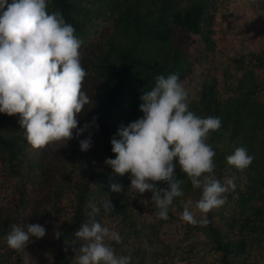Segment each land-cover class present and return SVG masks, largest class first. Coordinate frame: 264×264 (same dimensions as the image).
Listing matches in <instances>:
<instances>
[{
    "label": "trees",
    "instance_id": "1",
    "mask_svg": "<svg viewBox=\"0 0 264 264\" xmlns=\"http://www.w3.org/2000/svg\"><path fill=\"white\" fill-rule=\"evenodd\" d=\"M47 2L48 11L62 12L82 41V90L92 102L78 116V128L96 118L98 130L93 125L78 137L74 130L73 139L53 144L74 155L48 191L44 149L27 143L19 115L0 113V264H22L6 237L12 225L27 223L46 229L43 239L33 237L27 247L30 264H75L74 249L83 243L75 232L93 221L119 232L123 242L108 243L117 255L130 256L131 264H264V0ZM179 30L190 35L183 47ZM171 73L190 89L191 111L222 120L207 142L216 153V178L222 184L235 178L236 188L208 214L206 226L180 219L182 202L195 203L201 190L193 189L178 165L184 196L174 199L175 211L161 220L154 215L152 193L137 195L129 190L130 173L120 177L105 164L115 159L111 140L120 138L118 130L143 116L142 90L154 87L155 76ZM89 132L92 147L84 152L80 140ZM237 147L254 156L243 172L227 163ZM113 183L123 191L112 192ZM109 197L114 209L105 215L101 201Z\"/></svg>",
    "mask_w": 264,
    "mask_h": 264
},
{
    "label": "clouds",
    "instance_id": "2",
    "mask_svg": "<svg viewBox=\"0 0 264 264\" xmlns=\"http://www.w3.org/2000/svg\"><path fill=\"white\" fill-rule=\"evenodd\" d=\"M82 41L74 27L59 10L49 12L47 0H0V113L20 116V127L27 143L34 150L54 143H65L83 135L92 125L78 128V116L92 100L83 91L87 72L82 65ZM151 90H142L139 110L143 116L118 130L111 140L115 159L105 164L123 177L131 174L129 190L143 196L152 193L154 215L169 218L175 211L174 199L184 196L177 178L186 176L201 196L193 203L182 202L180 219L188 225L206 226L208 214L226 203L225 193L235 191V178L222 184L215 176V151L207 141L222 127L220 117L197 116L190 110V89L176 73L157 75ZM91 132L80 140L81 151L92 147ZM254 160L245 147H237L227 157L228 165L243 172ZM164 183L166 188L157 187ZM120 193L123 186L110 185ZM105 215L114 208L111 199L101 201ZM98 207L93 212L99 213ZM199 214V219L197 218ZM46 229L40 224L12 225L6 237L8 247L20 256L22 264H30L27 247L43 239ZM56 239L61 237L55 231ZM75 236L83 243L74 249L75 264H131V257L117 255L108 242L121 244L122 236L98 221L82 224Z\"/></svg>",
    "mask_w": 264,
    "mask_h": 264
},
{
    "label": "rangeland",
    "instance_id": "3",
    "mask_svg": "<svg viewBox=\"0 0 264 264\" xmlns=\"http://www.w3.org/2000/svg\"><path fill=\"white\" fill-rule=\"evenodd\" d=\"M190 41V35L184 30H179L177 34V43L180 47L187 45ZM34 154V151H32ZM74 153L72 151H66L56 145H49L44 148V171L46 174V180L44 182V189L52 191V179L53 176L63 167L70 163V160ZM94 160L99 162L100 157L95 156Z\"/></svg>",
    "mask_w": 264,
    "mask_h": 264
}]
</instances>
